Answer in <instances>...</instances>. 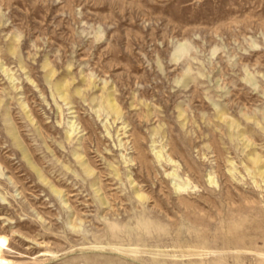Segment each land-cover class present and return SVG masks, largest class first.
<instances>
[{
    "label": "rangeland",
    "instance_id": "obj_1",
    "mask_svg": "<svg viewBox=\"0 0 264 264\" xmlns=\"http://www.w3.org/2000/svg\"><path fill=\"white\" fill-rule=\"evenodd\" d=\"M0 238L3 264H264V0H0Z\"/></svg>",
    "mask_w": 264,
    "mask_h": 264
},
{
    "label": "bare ground",
    "instance_id": "obj_2",
    "mask_svg": "<svg viewBox=\"0 0 264 264\" xmlns=\"http://www.w3.org/2000/svg\"><path fill=\"white\" fill-rule=\"evenodd\" d=\"M12 79V78H11ZM61 93V92H60ZM63 99H65L64 96H62ZM74 129V128H73ZM173 162V161H172ZM175 162V161H174ZM35 172L38 174V176L42 179L43 177L41 176V173L39 170H37L35 167H33ZM86 172L88 174H92V171H90L89 169L86 170ZM52 190L57 194V195H61L62 192L58 189H56L54 186H51ZM136 197L137 199L143 200L144 199V195L141 194L140 192L136 193ZM65 205H67L65 203ZM75 227V226H74ZM7 249V245L6 242L3 238H0V264H3L5 261L3 259V254L5 253V250Z\"/></svg>",
    "mask_w": 264,
    "mask_h": 264
}]
</instances>
